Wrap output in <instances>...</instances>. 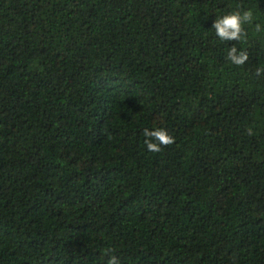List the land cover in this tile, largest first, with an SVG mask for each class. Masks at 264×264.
Returning a JSON list of instances; mask_svg holds the SVG:
<instances>
[{
	"label": "trees",
	"instance_id": "1",
	"mask_svg": "<svg viewBox=\"0 0 264 264\" xmlns=\"http://www.w3.org/2000/svg\"><path fill=\"white\" fill-rule=\"evenodd\" d=\"M237 5L264 26V0H0V264H264V32L212 28Z\"/></svg>",
	"mask_w": 264,
	"mask_h": 264
},
{
	"label": "clouds",
	"instance_id": "2",
	"mask_svg": "<svg viewBox=\"0 0 264 264\" xmlns=\"http://www.w3.org/2000/svg\"><path fill=\"white\" fill-rule=\"evenodd\" d=\"M256 21V16L251 8L244 9L237 5L232 11L226 12L213 22L212 28L215 30L216 37L223 42H240L245 43L248 39L246 26L254 25L256 33L264 32V26ZM255 22V23H254ZM226 60L235 66L243 67L249 61L248 51L238 49L234 44L227 50ZM256 74H264V67H258ZM247 135L254 134L251 127L246 129ZM145 137L144 144L149 152L159 153L164 147L175 143V137L171 135L164 127L145 128L143 130ZM113 249H105V254L111 253ZM107 264H120L117 256L111 255Z\"/></svg>",
	"mask_w": 264,
	"mask_h": 264
}]
</instances>
